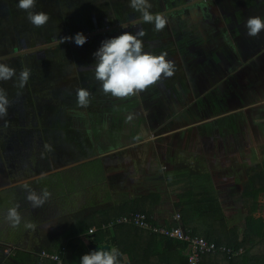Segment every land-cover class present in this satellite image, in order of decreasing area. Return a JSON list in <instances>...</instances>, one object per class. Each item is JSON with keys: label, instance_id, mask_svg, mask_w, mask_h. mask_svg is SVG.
Returning <instances> with one entry per match:
<instances>
[{"label": "flooded vegetation", "instance_id": "af4514ba", "mask_svg": "<svg viewBox=\"0 0 264 264\" xmlns=\"http://www.w3.org/2000/svg\"><path fill=\"white\" fill-rule=\"evenodd\" d=\"M153 1L156 3L151 12L163 13L168 18L167 26L160 32L155 31L153 24L136 23L141 21V13L131 10L110 12L96 6L90 16L92 31L87 36L89 41L94 33H102L107 38V35L115 37L124 31L135 33L137 28H143L146 32L141 38L144 51L156 55L167 53L166 59L175 65L172 77L163 78L139 95L118 99L103 93L94 71H86L84 76H80L77 67L73 72L70 69H74L71 52L57 54L60 44L68 45L58 44L57 35H51L44 27L37 30L27 19V13L17 7L18 0H0V62L13 67L17 73L9 81H0V87L6 90L11 102L8 116L0 120V191L17 186L14 183L26 177L30 179V188L38 192L41 188L34 183L38 176L34 177L36 174L31 172L48 162H61L72 152L76 153L80 149L77 146L79 141L90 142L84 152H90L86 149L88 147L95 148L90 159H99L104 170L107 165L104 158L115 164L122 153L116 150L117 147L126 146L122 151L132 149L139 138L144 139L146 131L152 129L156 132H150L146 138L152 136L149 140H156V158L145 155L151 162L158 158L162 160L165 153L172 154V158L175 155H200L201 143L209 150L217 142L225 143L228 161L222 169L229 183H233L231 178L239 180L228 187L240 193L244 185L240 184L246 182L264 158L243 172L239 171V176V168L231 163L232 158L239 156L235 151L238 145L251 139V135L246 138L243 131L245 113L251 111L247 105L260 101L254 99L253 92L260 89L264 94L256 79L257 72L264 67V31L253 38L246 34L245 29V21L250 16L264 18V0ZM123 3L121 1V5ZM43 6L57 10L62 6L69 8L66 0H36L33 11L47 13ZM87 24L75 23L70 28L61 22L60 28L62 32L70 30L68 33L73 39L68 41H72L78 32L77 27ZM125 25L127 28L123 27ZM44 32L48 37L41 39ZM25 67L31 69L30 78L25 87L19 89L15 84ZM188 74L192 79L189 80ZM80 84L88 85L91 98L96 100L94 103H100L89 109L96 116H90L86 108L72 109L64 102L69 103L68 99L76 97ZM247 90L249 94L245 93ZM39 94L44 97L55 94L59 99L60 104L58 102L54 113L52 110L37 111L35 105ZM29 95L31 102L25 104ZM250 102L252 104H248ZM101 104L104 105L100 107ZM51 115L56 119L53 125L50 124ZM115 115L121 118L115 120ZM254 121L252 118L253 126ZM180 127H184L180 133L162 134ZM73 132L76 133V141L74 150L70 151L68 139ZM237 165L244 167L242 161ZM165 167L168 169L170 165ZM29 173L31 175H24ZM240 179L244 181L240 183ZM24 190L19 189L15 195L20 196V191L24 194ZM29 208L31 211L34 209L31 203ZM58 217H53L56 220L54 226L69 220ZM39 218H46L43 211L32 219L36 221ZM42 222L53 221L48 218Z\"/></svg>", "mask_w": 264, "mask_h": 264}, {"label": "rangeland", "instance_id": "374dc122", "mask_svg": "<svg viewBox=\"0 0 264 264\" xmlns=\"http://www.w3.org/2000/svg\"><path fill=\"white\" fill-rule=\"evenodd\" d=\"M121 1L125 3L121 5ZM149 2L151 3L152 7H155L156 2H154L153 0H149ZM66 3L69 8H64L62 6L58 10L56 8L50 9L46 6H43L45 7L44 10H47V14L49 15L50 19L48 23L42 27H44L46 31H49L51 35H57L58 38L64 36H72L71 33H68L70 31L69 29L67 31L65 30L62 32V28H60L61 22H63L64 24L67 23L70 28L75 23L83 24L85 22L88 23L86 26L77 27L78 32H81L83 33V35H86L90 31H92L90 16H92V13L95 11L96 6H99L101 8L100 10L102 11L109 10L110 12H117L118 10L124 11L125 9L140 14V12L135 11L130 7V0H66ZM152 10L150 9V11ZM39 28L36 27L37 30ZM45 36H47V33H42L41 39L45 38ZM112 37L113 36L107 35V38H104L102 33H94L91 35L90 41L87 39L86 43H84L82 46L76 45L74 40H67L63 43L68 45V48L60 44L57 47V54H60L61 51L63 53L70 51L72 56H74L72 57L74 60V69L72 67L70 69H72L73 72H76L78 67L80 76H84L86 73H91L94 71V69H91L95 62V57L93 56V53L100 47L101 42L103 40ZM255 44L256 43H253L254 46H256ZM53 50L56 49L53 48ZM75 74L78 75V73ZM188 76L189 80L192 79V76L190 74H188ZM247 77L245 78V80L247 79ZM256 79L259 81L261 88L264 89V67L259 72H257ZM68 82H70V80ZM88 87V85L80 84V88H85L88 90ZM248 92L250 91L247 90V92L245 93L247 94ZM253 94L254 99H260V101H257V103L254 104H252V102L248 103L252 105H247L246 107L247 109L250 108L251 111H248L247 109V111L245 110L246 126H244L243 133H246V138H249V135H251L250 144L254 143L255 141L256 145H258L255 146L254 149H246V155L242 158V163L244 167L237 165L238 161H241L239 159L240 155L232 158L231 163L233 167L237 166L239 168L237 172L238 176L241 175L240 173L243 172L245 168H249V165H254L264 157V94H262L260 89L253 92ZM46 96L47 97H44L43 94H39L35 107L37 111L40 110L41 113L45 111L50 112L51 110L54 113L57 108L59 99L55 97V94H53L52 96H49L48 94ZM75 99L76 97L74 99H68L69 103L64 101L63 99L62 100L68 105V107L70 106L72 109L81 108L77 106ZM246 100L247 97L245 101ZM26 101L27 102L25 104L31 102V95H29V98L26 99ZM94 101L96 100L90 98V104L86 108L90 116H96V114L95 112L94 114H91V111H89V109H91V107L96 104H100L99 102L94 103ZM102 105L104 104H101L99 106L102 107ZM120 118L118 117V115H115V120H118ZM252 118H259L261 122L255 123V125L253 126ZM49 119L51 121L50 124L52 125L56 122V119L52 117V115ZM152 131V129L149 132L146 131L144 138H146V136ZM155 132L156 131H153V133ZM69 137L70 138L68 139V142L70 141V146L68 148L70 151H73V145L76 141V133L73 132L72 135ZM137 137L140 136L137 135ZM151 142L153 143V149L147 147V145L149 146ZM156 145L157 142L154 139L142 142L137 141V144L132 146V149L128 150L127 153L129 154V156L132 155L135 160L139 161H142L143 156H145L146 153L147 156H152L156 158V155L154 154ZM77 146H80L79 151H77L76 153L72 152V154H70L67 158L65 157L61 162L51 161L42 165L39 169L31 172V174H36L34 177L38 176V178L34 180L35 186L41 188L38 190L37 193H40L45 188L51 193L50 199L42 207L34 208L31 211V208H29L30 202L26 200L25 194H27V192L25 190L23 191L24 194L22 193V191H20V193L18 194L20 196L15 195L19 191V189L22 188L21 186L23 183L27 182L29 184V178L21 177L18 182L14 183L17 185H14L16 188L12 187L10 189L0 191V264L1 262H7L8 264H30L33 260L34 255L36 254L35 249L37 247L44 244H53L54 239L62 233L63 226L65 224L63 223L61 225L59 224V226H54V222H56V220L53 219L54 216H60L57 219L63 217H66V219L70 218L72 220L71 222H75V217H78V210L80 209L82 202H85L87 198H91L90 195L89 197H86V193L89 192L91 193V195L93 193L96 197L98 195L103 198V196H105L107 192V184L110 185V189L118 188V185L115 184V181L116 183L121 181L118 180V178L123 177L124 173L127 171V169L125 168L126 164L124 163L125 157L120 155L117 166H114L113 163L104 158L105 161H107V165L105 167L106 169L101 171L99 169L102 168V164L99 160H97L96 158L86 160L90 157V153H95V151H93L95 148H93L92 150L91 147L86 148L88 151H90L89 153L84 152L85 146H90V142L79 141L77 143ZM165 157H163V159L161 158L162 160H160L159 158L158 159L161 162L168 161L169 158H172V154L165 153ZM174 157L177 159L176 155ZM70 164L74 165L70 166ZM65 166L68 167L65 168ZM138 168L140 169V167ZM116 169L119 171L118 174H116V176L114 174H110L108 177V170L114 173L116 172ZM148 169L151 172L159 174L161 173L162 175H167L170 173V168H161V163L159 161L152 162L149 165ZM239 171L241 172L239 173ZM41 173L45 174L44 179H39ZM31 174L29 173L24 175ZM241 181H244V179H240V183ZM243 184L244 183L240 185L242 186ZM116 197H120V194ZM258 204H260L259 210L264 218V193L259 196ZM15 205H19L18 211L20 212L23 218L22 223L18 228H12L5 219L7 210ZM101 205H105L103 199ZM40 210L45 213V219L50 218L53 222H45L44 224L42 221L45 219L41 218H39V220L34 221L32 218H34L36 215H39V213L42 212ZM25 221H31L35 223L36 228L34 230L25 229L23 226V223Z\"/></svg>", "mask_w": 264, "mask_h": 264}, {"label": "trees", "instance_id": "16d2710c", "mask_svg": "<svg viewBox=\"0 0 264 264\" xmlns=\"http://www.w3.org/2000/svg\"><path fill=\"white\" fill-rule=\"evenodd\" d=\"M263 193L264 158L252 170L240 191L246 210L241 232H238V227L228 225L227 217L214 192L191 191L179 197L183 226L217 244H226L234 248L243 247V252L232 258L223 253H207L201 257L200 264H264V218L254 215L259 206L258 197ZM158 195L156 192L150 196L120 201L103 209L100 213L101 218L94 222L77 220L76 217L75 222H71L69 218L70 222L65 223L62 233L54 239L53 244H44L35 249L36 254L30 264H56L48 258L39 256L42 249L48 252L61 250L60 264H80V258L90 252L89 244L109 245L110 248L119 249L121 256L118 264H187L188 247L185 242L159 234H149L146 230L131 224L102 227L103 223L130 211H142L150 217ZM144 201L150 202V205L142 206ZM91 223L96 226L93 232L88 231L93 225Z\"/></svg>", "mask_w": 264, "mask_h": 264}, {"label": "clouds", "instance_id": "9594fccd", "mask_svg": "<svg viewBox=\"0 0 264 264\" xmlns=\"http://www.w3.org/2000/svg\"><path fill=\"white\" fill-rule=\"evenodd\" d=\"M36 0H18L17 7L27 13L29 22L39 28L46 25L50 19L49 15L43 11H33ZM130 7L141 13V21L136 23L153 24L157 32L162 31L168 24V18L163 13L153 14L149 0H130ZM127 28V25L123 26ZM246 34L249 37H257L264 31V18L260 16H250L245 21ZM146 35L143 28H137L135 33L124 31L120 35L105 39L100 47L93 53L95 57L94 75L95 79L101 83L104 94L111 95L118 99H126L147 90L157 84L163 78H170L175 74V65L171 60L166 59L167 53L159 55L144 51L142 37ZM73 37H60L58 44L71 40ZM87 37L81 32L74 36V42L78 46L86 43ZM31 74V69L23 68L18 76L15 86L23 89L27 84ZM16 70L0 62V81H9L16 77ZM19 94V93H18ZM91 93L85 88L76 91V103L78 107L87 108L90 104ZM11 102L7 92L0 87V120L8 116V109ZM256 123L260 119L256 118ZM49 150L51 146L46 145ZM45 174L41 173L39 179H44ZM26 190V200L33 208L42 207L51 197V193L45 188L40 193L31 189L27 182L21 186ZM19 205L10 207L7 210L5 219L12 228L20 227L22 216L18 211ZM25 229L36 228V224L31 221L23 223ZM120 250L113 247L100 248L84 254L80 258V264H118Z\"/></svg>", "mask_w": 264, "mask_h": 264}, {"label": "crops", "instance_id": "0c3cea01", "mask_svg": "<svg viewBox=\"0 0 264 264\" xmlns=\"http://www.w3.org/2000/svg\"><path fill=\"white\" fill-rule=\"evenodd\" d=\"M183 128L184 127L172 129L163 132L162 134L180 133ZM149 139H152V136L151 138L148 137L143 140L140 139L139 141L142 142ZM250 141H242V143H240L235 149V151L241 155V161L245 156L247 148L249 150L251 148L254 149V147L258 145H256L255 141L250 144ZM149 146L152 148L153 143L151 142ZM199 146L202 151L200 155L197 154L190 157L181 156L177 157V159L169 158L168 161L164 162H161L158 159L154 160L159 161L161 163V168L163 169H167L165 166L170 165V173L167 175L149 171L148 168L151 161H147L149 160L147 159V156H143L142 161L135 160L132 155L129 156L127 151H122L126 146L117 147L116 150H121V155L125 157L124 163L126 164L125 168L127 169L125 176L118 178V180L121 181L117 183L115 181V184L118 185L117 189H110V185L107 184L109 188L107 187V192L103 198L98 195L96 197L93 193L92 195L89 192L86 193V197H89L90 195L91 198H87L85 202H82L76 219L94 222L101 218L100 213L105 208H109L112 205L129 198L150 196L151 193L157 192L159 193V198L150 214V218L155 223L171 225L176 223L174 215L176 213L181 214V206L178 204L180 196L191 191L209 190L214 192L219 199L222 209L227 217L228 225L238 227V232H241L244 227L246 210L240 193L235 189L228 187L229 184H234V181L236 183L239 182V180H237V178H231L233 183H229L230 180L228 176H225L224 169H222L228 161L226 145L225 143L217 142V144L213 145L214 148H210V150L203 143L199 144ZM118 161L114 166H117ZM138 167H140V169ZM118 172L117 169L114 173L108 170L107 174L108 177L110 174L116 176ZM119 194L120 197H116ZM102 199L105 203L103 206L101 205ZM142 203V206H145V204L148 206L150 205V202L148 201ZM259 208L260 204L257 211L254 213L255 216H262ZM181 221L180 215V224H182ZM91 226H94V224ZM258 251L259 249H257V252Z\"/></svg>", "mask_w": 264, "mask_h": 264}, {"label": "built area", "instance_id": "2783aa9c", "mask_svg": "<svg viewBox=\"0 0 264 264\" xmlns=\"http://www.w3.org/2000/svg\"><path fill=\"white\" fill-rule=\"evenodd\" d=\"M89 34H86L87 37ZM176 223L164 225L155 223L146 213L142 211H130L122 214L106 223L102 227L113 224H131L138 228L146 230L149 234H159L176 240H180L187 244L188 250L186 254L187 264H200L201 257L207 253H223L228 258L236 257L243 252V247L234 248L226 244H217L214 241L207 240L202 235L196 234L191 228L180 224V214L174 215ZM96 226L89 227L88 231L93 232ZM63 250V249H62ZM41 258H48L56 264L62 262L61 250L56 252H48L42 249L39 252Z\"/></svg>", "mask_w": 264, "mask_h": 264}, {"label": "water", "instance_id": "95a60500", "mask_svg": "<svg viewBox=\"0 0 264 264\" xmlns=\"http://www.w3.org/2000/svg\"><path fill=\"white\" fill-rule=\"evenodd\" d=\"M90 158H92V157H89V158H87L86 160H90ZM72 165H74V164H70V166H72ZM66 167H68V166H65V168H66ZM124 176H125V173H124ZM88 246H89V250H90V252H91V251L99 250L100 248H104L105 250H106L107 248L110 249L109 245L99 246V245H96V244H89Z\"/></svg>", "mask_w": 264, "mask_h": 264}]
</instances>
